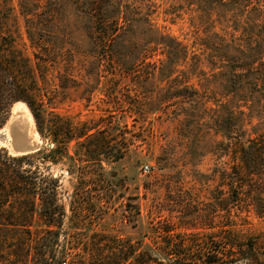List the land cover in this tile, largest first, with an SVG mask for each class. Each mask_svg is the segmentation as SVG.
I'll return each mask as SVG.
<instances>
[{"label":"trees","instance_id":"trees-1","mask_svg":"<svg viewBox=\"0 0 264 264\" xmlns=\"http://www.w3.org/2000/svg\"><path fill=\"white\" fill-rule=\"evenodd\" d=\"M159 1L165 14L187 15L188 36L156 22V0H15L27 55L10 29L13 0H0V127L21 99L46 143L24 154L0 148V264H264V231L241 234L221 219L211 234L207 222L195 231L154 229L150 244L82 226L113 196L116 174L103 162L149 145L113 109L175 122L188 155L215 158L216 215L244 209L264 219V0ZM81 84L77 98L103 95L99 121L74 124L55 110ZM148 145L158 168L171 165L169 146L155 154ZM47 162L96 164L102 185L90 188L79 174L66 215L55 178L40 171ZM73 228L78 240L68 238Z\"/></svg>","mask_w":264,"mask_h":264},{"label":"rangeland","instance_id":"rangeland-1","mask_svg":"<svg viewBox=\"0 0 264 264\" xmlns=\"http://www.w3.org/2000/svg\"><path fill=\"white\" fill-rule=\"evenodd\" d=\"M156 1L160 3L155 17L156 22L159 25H164L166 30L179 36V38L184 37L185 33L188 36L191 27L187 15L165 14L162 2ZM15 3V0H13L14 9L10 29L14 31L17 45L27 55H31L32 49L29 47L24 33L23 19L18 13ZM54 74L56 75L55 72L49 70L48 78H54L55 81H58ZM83 86L81 84L78 89L69 88V98L63 102L55 103V110L71 117L74 124L85 120L88 122L99 121V116L105 112L102 110L105 107L102 105L101 98L103 95L100 90L93 91L89 101L77 98V94ZM17 101H21L26 105L21 99L15 100L10 105L5 122L0 127V148H4L10 155L19 154L14 153L11 146L22 150L11 143L8 131L4 128ZM111 113L115 115L114 119L120 125L126 124L132 132L143 135L149 142V145L147 144L149 150L157 154L162 146H169L171 152H174L173 156L175 158L170 166L158 168L159 166L155 164L149 151L146 152L145 150L147 145L141 144L138 149L143 150L139 155L128 154L119 161L110 164L103 162V166L107 171L116 174L113 196L109 202H104V200L99 202V204H102L101 209L98 210L100 217L95 220L87 217V221L82 225L84 229L87 231L91 229L118 233L123 238L127 237L126 239L131 242L141 240L142 244H150L151 237L159 234L153 233L154 229L157 231L162 228H171L175 232L195 231L199 229L202 223L207 222L210 227L205 230L207 234H211L221 224L220 219L226 224L231 223L236 232L238 231L241 234L264 231V219L257 217L252 211L242 209L234 212L232 209L226 208L219 211L220 216L216 215L213 202L218 194L216 182L210 179L212 168L215 165V158L208 153L188 155L187 150L180 144L176 136L175 122L164 120L159 124L158 119L153 118L156 115L153 113L145 116L144 121L141 119L135 121L132 116L120 110L113 109ZM151 123L152 125H150ZM31 124L29 131L32 135V141L29 147L35 145L33 151H36L40 147H45L46 143L45 140L40 138L33 117ZM72 144L71 141L68 149L70 153H72L70 148ZM189 160L190 162H187ZM86 164L78 162L75 164H69L68 162L65 164L59 162L50 164L47 162L44 166L40 165V171L43 174L55 178L58 201L64 205L66 215L70 212L69 203L75 187L82 185L79 182V174L86 177L84 183L88 184L90 188L102 185L98 176L102 170H98L97 165L93 164V167L97 170L91 171V164L88 165L89 167H86ZM143 165H147L146 171H143ZM89 176L94 177L93 181L88 180ZM224 189L227 190L226 187ZM225 195L226 193L223 196ZM97 206H95V210L98 209ZM89 220L93 221L89 223ZM64 221L66 223L67 219ZM226 227L230 228L228 225ZM76 230L78 229L73 228L71 230L73 237L70 235L68 237L70 240H78L80 232H75ZM59 242H63L62 234L59 236ZM160 258L167 259L163 255Z\"/></svg>","mask_w":264,"mask_h":264},{"label":"bare ground","instance_id":"bare-ground-1","mask_svg":"<svg viewBox=\"0 0 264 264\" xmlns=\"http://www.w3.org/2000/svg\"><path fill=\"white\" fill-rule=\"evenodd\" d=\"M17 102L14 104L11 117L4 127L8 131L11 143L23 150V147L29 146L32 141V135L29 131L32 125V116L23 102Z\"/></svg>","mask_w":264,"mask_h":264},{"label":"water","instance_id":"water-1","mask_svg":"<svg viewBox=\"0 0 264 264\" xmlns=\"http://www.w3.org/2000/svg\"><path fill=\"white\" fill-rule=\"evenodd\" d=\"M4 128H5V127H4ZM5 130H6V129H5ZM10 146H11V145H10ZM34 146H35V145H34ZM34 146H33V147H29V146L23 147V150H19V149L15 148V147H12V146H11V148H12V150H13L14 153L24 154V153H28V152H30V151H33Z\"/></svg>","mask_w":264,"mask_h":264},{"label":"built area","instance_id":"built-area-1","mask_svg":"<svg viewBox=\"0 0 264 264\" xmlns=\"http://www.w3.org/2000/svg\"><path fill=\"white\" fill-rule=\"evenodd\" d=\"M142 169H143V171H146L147 170V165H143Z\"/></svg>","mask_w":264,"mask_h":264}]
</instances>
